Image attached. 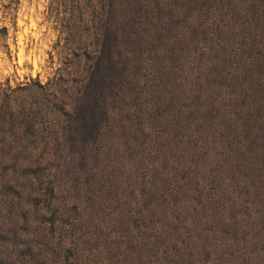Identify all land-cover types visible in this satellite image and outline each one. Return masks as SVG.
<instances>
[{
    "label": "trees",
    "instance_id": "1",
    "mask_svg": "<svg viewBox=\"0 0 264 264\" xmlns=\"http://www.w3.org/2000/svg\"><path fill=\"white\" fill-rule=\"evenodd\" d=\"M69 1L85 73L0 81V264H264V0Z\"/></svg>",
    "mask_w": 264,
    "mask_h": 264
},
{
    "label": "rangeland",
    "instance_id": "2",
    "mask_svg": "<svg viewBox=\"0 0 264 264\" xmlns=\"http://www.w3.org/2000/svg\"><path fill=\"white\" fill-rule=\"evenodd\" d=\"M62 2L0 0L1 82L16 85L35 77L44 82L57 72L69 79L85 73V55L97 50L93 30L83 10Z\"/></svg>",
    "mask_w": 264,
    "mask_h": 264
}]
</instances>
